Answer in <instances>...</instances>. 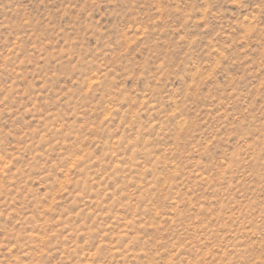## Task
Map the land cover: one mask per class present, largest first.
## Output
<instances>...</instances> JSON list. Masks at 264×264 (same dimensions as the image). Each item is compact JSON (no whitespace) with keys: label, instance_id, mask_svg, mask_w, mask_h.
<instances>
[{"label":"rangeland","instance_id":"374dc122","mask_svg":"<svg viewBox=\"0 0 264 264\" xmlns=\"http://www.w3.org/2000/svg\"><path fill=\"white\" fill-rule=\"evenodd\" d=\"M0 264H264V0H0Z\"/></svg>","mask_w":264,"mask_h":264}]
</instances>
